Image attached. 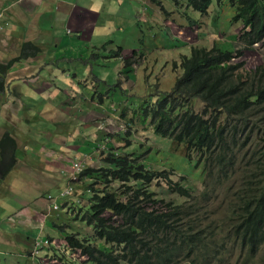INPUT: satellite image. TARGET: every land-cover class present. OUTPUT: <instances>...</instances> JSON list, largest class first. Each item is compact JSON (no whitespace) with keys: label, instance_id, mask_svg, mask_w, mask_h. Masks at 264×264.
<instances>
[{"label":"trees","instance_id":"1","mask_svg":"<svg viewBox=\"0 0 264 264\" xmlns=\"http://www.w3.org/2000/svg\"><path fill=\"white\" fill-rule=\"evenodd\" d=\"M151 2L171 20L179 16L167 9H177L187 34L190 28H198L204 37L218 33V19L224 18L225 23L229 18L230 30L224 35L236 40L231 50L193 48L189 56L173 64L172 90L155 96V103L146 99L136 108L140 121L151 125L153 136L184 144L189 157L197 153L205 161L203 187L195 189L184 178L174 182V174L148 167L139 155L122 153L120 148L105 150L98 155L100 166L86 167L79 174L73 193L79 197L72 203L73 220L90 233L59 227L61 248L50 247L52 238L47 236L45 241H35L34 261L50 248L53 264L64 260L65 264H225L232 258L240 264L264 262V145L260 146L264 141V63L247 68L245 56L255 47L264 49V0ZM229 9L231 13L225 12ZM154 27L156 32L159 27ZM4 31L3 27L0 36L6 35ZM12 42L17 56L0 64V89L15 64L43 54V48L33 42ZM113 54L120 60L106 55L109 63L90 55V63L98 67L96 77L101 72L117 76L123 70L120 61L126 60L125 67L134 63L122 56L121 48ZM132 120L126 134L143 146L148 137L136 127V118ZM116 136H109L114 139L111 148L120 143ZM16 148L12 135H3L0 157L5 154L11 160L3 162L0 178L13 168ZM216 172L218 176H213ZM239 172L242 176L235 181ZM154 183H164L168 193L156 197L151 191ZM171 193L179 197L168 200ZM219 198L228 212L215 221L212 203Z\"/></svg>","mask_w":264,"mask_h":264},{"label":"crops","instance_id":"2","mask_svg":"<svg viewBox=\"0 0 264 264\" xmlns=\"http://www.w3.org/2000/svg\"><path fill=\"white\" fill-rule=\"evenodd\" d=\"M149 1L151 0H0V10L7 4L11 5L5 12L6 16H3L9 22L10 28L4 31L6 35L0 45V64H7L17 56V46L13 40L33 42L43 48V54L35 59L30 58L15 64L5 79L4 86L8 83L9 90L6 94H1L3 98L0 104L3 106L5 102L6 106L4 115L0 114V141L3 135L9 133L16 140L18 148L16 162L9 174L0 178V186L11 189L8 191V198L11 202L13 199V203L17 202L20 212L10 215L19 225H14L17 230L14 238L8 237V231H2L0 222V257L7 258L5 263L0 264H21L18 261L25 258L27 263L22 264H32V261L34 264H53L48 252L50 248L40 252L38 260L34 261L28 247L34 241H45L47 237L52 238L50 247H59L57 241L62 235L59 227L73 232L79 231L77 229L80 228L73 229L78 222L73 220L71 212L72 203L79 197L75 193L68 200L60 199L69 183L71 167L78 160L84 161L85 168L94 165L100 151L113 149L111 146L114 139L105 137L111 143L109 147H105L102 138V146L97 145L95 149L94 143L98 137L101 139L100 133L108 132L103 126L99 128L103 119H94V122L87 120L86 124H82L81 120L77 122L75 115L80 112L81 119H84V104L89 105L88 100L94 105L104 104L106 85L111 86L116 77L120 78L121 75L120 71L114 77L101 72L96 77L98 72L95 70L98 67L95 69L96 65L88 60L94 53L110 63L109 59L106 60V55L110 53L111 57L114 56L113 53L118 48L122 49V56L129 59L130 55L141 48V37L144 42L148 37L152 39L156 25L147 21V16L141 19L143 13L154 16L153 10L147 6ZM56 2L61 7L58 8ZM139 20L149 27L140 26ZM41 22L44 24L37 27ZM149 23H153V26ZM34 28L36 32L32 33ZM147 29L154 33L146 34ZM129 39L135 40L128 42ZM7 43L12 45L6 46ZM62 46L70 49L60 51ZM58 53L63 55L60 60L54 58ZM78 53L79 60L71 58ZM133 57L135 56L132 55L131 59ZM112 60L120 59L112 57ZM69 65L75 73L69 71ZM12 75L16 76L10 78ZM42 77L48 79L44 80ZM101 81L104 84L96 89L97 83L101 84ZM66 82L73 87L69 88ZM19 83L32 93L19 91ZM98 92L102 95L95 97L94 94ZM111 105L108 104L111 113L106 115L118 116ZM47 109H50L51 114L44 118L42 114ZM95 116L104 117L94 110L93 117ZM72 123L76 124L74 130ZM118 123L120 127V120ZM25 126L28 129H24ZM120 134L122 130L118 128L114 135ZM119 144L123 145L121 142ZM24 152L28 154L24 155ZM10 160L4 154L0 157V167ZM50 176H55V180H50ZM49 196L54 197V200L49 201ZM53 202L60 206V210H53ZM56 213L60 214L56 216ZM3 215L7 216V213H1V219ZM63 218L67 220L66 224H63ZM80 225L84 227L82 223ZM90 231L86 229L81 234H89ZM36 232L40 235L33 241L31 234ZM23 234L28 236V241H24ZM54 241L57 242L56 245ZM58 247L57 250L61 248Z\"/></svg>","mask_w":264,"mask_h":264},{"label":"rangeland","instance_id":"3","mask_svg":"<svg viewBox=\"0 0 264 264\" xmlns=\"http://www.w3.org/2000/svg\"><path fill=\"white\" fill-rule=\"evenodd\" d=\"M150 3H147V6L153 10L154 16H150L147 13H143L141 16V19L147 16V21L153 22L154 25L157 27H161V29L157 28L155 33L160 32L159 35L154 34L152 36V39L150 37L147 38L146 42L145 40L141 37L140 40L143 42L141 45V48L138 49L135 48L138 51L135 52V57L132 58L134 63L132 65L126 66L125 67V61H120L121 66L123 70L121 71L120 78L117 76L116 81L120 80L118 83L114 84L115 88H110V90H107L105 88L104 91V96L106 97V100L104 104L100 105H94L92 101L88 100L89 105L84 104V109L85 112L84 114L86 115L84 119H81L82 113L78 112L76 116L77 122L81 120L80 122L82 124H86L87 120L90 122H94V119H103V124L99 126V128H104L105 131H108L107 133L101 132V139L98 137L95 145V149L97 148V145L102 146V138L103 139V144L105 147H109L111 145L110 141L105 140V137L108 136H113L116 139L115 134L116 130L120 128L122 130V134L118 135V137L126 138L128 137L125 131V128L127 129L129 126L128 124L132 127L133 120L132 118H136V122L139 124H135L136 127L140 128L143 131V134L145 137H148V139L145 141L146 144L141 146V144L134 143L133 147L131 148V151L134 150L136 153H139L140 155H145V161L152 166L154 170L157 171H162V170H167L170 172L174 173V181L177 182L179 178H185L187 184H190L193 188L195 189H202L203 187V179H204V165L200 163L199 160L197 159H192L188 157L185 154V151L182 149L183 146L180 147V145H177L170 141L169 139L166 138H161L157 136H153V131L151 128H148L149 122L146 124H143L140 121V116L138 113H136V108H138L146 99L147 100H152V103H155L157 101L155 96H158L162 92H168L171 91L172 88L174 87L176 77L175 74L173 73V64L175 62H181L182 56L187 55L189 56L191 53V50L193 48H201L206 45V47H218V48H228L231 50L232 48L235 47V39L234 38H228L224 33L228 32L230 30V21L229 18L226 19L225 23H222L224 21V18L218 19V33L207 35L206 37L200 36L198 33V28H190L192 35L189 36L186 32H184V25H181L182 22L180 20H183L182 16L177 9L169 10L167 9L166 12H173L176 14L178 17H176L174 20H171L169 17L165 16V13H163L161 10H159L157 7H154L152 5V2L149 1ZM57 3V2H56ZM10 4L5 5L1 10H0V22L4 26L5 24H9L8 21H5L3 19V16L6 12V10L10 7ZM57 7H61L60 4L57 3ZM227 13H231V10L225 11ZM220 16L219 14H217ZM6 16V14H5ZM146 20V19H144ZM44 22H41L37 27L43 25ZM140 26H146L149 27L146 23L144 22H138ZM152 26L153 24L150 23ZM151 26V27H152ZM90 28V27H89ZM170 28V29H169ZM215 27H212L214 29ZM85 30V28L83 29ZM0 31H3V29L0 27ZM232 31H234L232 29ZM231 31V32H232ZM36 32L35 28L33 29L32 33ZM153 31L151 30H146V34H150ZM237 32V30H236ZM83 35V40H84V34ZM58 37V36H56ZM69 37V36H68ZM162 39V42L160 40ZM4 40V35L0 36V45L3 43ZM72 40V39H71ZM113 40V39H112ZM135 39H129V41L134 42ZM11 43H7L6 46H11ZM87 46L85 45V48ZM62 50H69L70 47H61ZM231 48V49H230ZM137 53V54H136ZM79 54L73 55L75 60H79ZM108 56H111L109 53ZM246 56V67L247 68H253L259 64L264 63V49L262 47H255L253 50L247 51L245 53ZM130 58L132 55L129 56ZM55 59L63 58V55L57 54L54 56ZM53 58V59H54ZM126 59V58H125ZM92 58H89V61H92ZM131 60V59H130ZM131 60V61H132ZM68 69L70 72L75 73V70L72 68V66H68ZM16 75H12L10 78L15 77ZM51 76V74H50ZM52 77V76H51ZM55 77V76H53ZM9 78V79H10ZM43 78V77H42ZM47 77L43 78L46 80ZM58 78H61L58 75ZM48 79V78H47ZM117 84H121L120 87H123L122 91L120 90L119 86ZM22 83L18 84V90H23L24 93H32L31 90H28L26 87L21 86ZM66 85L69 88H72L73 86L69 83L66 82ZM9 84L6 83L4 87H2L0 90V100L3 98L1 94H6L7 90H9ZM108 88V87H107ZM16 92V90L14 91ZM109 93V96L107 94ZM100 94V93H97ZM97 97V95H94ZM17 97L19 95L17 94ZM110 97V98H109ZM113 101V104H112ZM2 101H0L1 103ZM109 105L113 107V111L115 110L114 113H116L118 116H113L109 115L107 116L106 114L111 113L109 111ZM103 105V106H101ZM145 105V104H144ZM5 102L3 103V106L0 104V114L3 113L4 115V108H5ZM97 111V113L103 114L104 117H99L95 116L93 117V111ZM51 114L50 109H47L42 116L44 118H48ZM106 116V117H105ZM120 116L121 119H120ZM120 120V127L118 121ZM264 124V122H263ZM81 125V124H80ZM128 126V127H127ZM146 126V127H144ZM76 127V124L72 123V129L74 130ZM21 128V127H20ZM81 127H79L80 129ZM19 129V127H18ZM22 129V128H21ZM24 129H28L27 126L24 127ZM72 130V131H73ZM70 135H72V132H70ZM138 137H141V135H138ZM150 137V140H149ZM112 138H110L111 140ZM132 142L133 140L129 138ZM121 144H123L122 140H120ZM144 142V143H145ZM30 145L32 142H29ZM133 143V142H132ZM256 146V142H254ZM126 145V148L131 146L130 144L126 143L123 145H115L113 149H122L123 146ZM264 145V141L260 142V146ZM27 152H24V155ZM101 153V151L99 152ZM99 153L97 154L96 158V163L94 164L93 167L100 166L101 165V160L100 157L98 156ZM28 154V153H27ZM196 155V153H195ZM143 157V156H142ZM142 157H140L142 159ZM80 166L84 165L83 161L78 162ZM238 176H242L241 173L239 172L236 175L235 181L237 180ZM50 180H55V176H50L48 177ZM2 181H0V184ZM164 185V183H162ZM163 185H159L157 183H154L151 187V191L155 193L156 197H160L162 193H168L166 189L163 190ZM218 190H221V187L216 186ZM9 189V190H8ZM3 188L0 186V214L1 213H7L6 215H3V219L0 218V222L2 223V231H8V237L14 238L17 235V230L15 229L16 225L19 226L17 223V220H12L10 218V215H13L14 213H19V205L15 201L13 203L11 200L8 198V191H10V188ZM163 190V191H162ZM176 193V192H174ZM171 193L168 196V200H174L179 197L178 194ZM232 193H235V190H232ZM221 201L222 198H219L218 201H214L212 203V208L214 210V214L211 217V219L217 221L216 219H219L220 217L224 216L225 213L228 212V209L224 206L221 207ZM87 203V201H86ZM11 209V210H8ZM10 211V212H9ZM60 213H56L55 215L58 216ZM66 217V216H64ZM59 218H62L59 217ZM64 219V218H63ZM67 220H63V224H66ZM13 225V226H12ZM15 225V227H14ZM76 228L80 232H84V227L80 225V223L75 224L74 230ZM83 228V229H82ZM25 231V230H23ZM48 232L51 230H47ZM88 231V230H87ZM22 234V231H19ZM44 234H46V230L44 231ZM40 233L36 232L34 234H31L34 238L39 237ZM24 236V241H28V236L23 234ZM59 238V236H57ZM41 241V240H40ZM43 241V240H42ZM57 242L54 241V245H56ZM36 242L34 241L28 249L31 251L35 250ZM58 247V245H57ZM13 248H8V250H12ZM61 253V252H60ZM264 255V251H263ZM6 257H0V262L5 263L6 262ZM76 259V258H74ZM77 259H79L77 257ZM13 260V258H12ZM22 263H27L26 258L21 259L20 261ZM67 261L64 260L62 262L58 261V264H65ZM31 264V263H30ZM32 264L33 261H32ZM82 264V262L80 263ZM181 264H185V262H182ZM231 264H240L236 260H233ZM257 264H264L263 261L259 260Z\"/></svg>","mask_w":264,"mask_h":264},{"label":"clouds","instance_id":"4","mask_svg":"<svg viewBox=\"0 0 264 264\" xmlns=\"http://www.w3.org/2000/svg\"><path fill=\"white\" fill-rule=\"evenodd\" d=\"M0 27H1L2 29H3V27H4V30H8V29L10 28V24L7 23V24H5L3 27H2V26H0ZM120 85H121V84H119V85H117V86H119V88H120ZM111 86L114 87L115 85H111ZM106 89H107V90H110V88H106ZM98 93H99V92H98ZM101 95H102V94H101ZM107 95L109 96V93H108ZM121 117H122V116H120V119H121ZM137 124H138V123H137ZM138 125H139V124H138ZM128 126H129V124H128ZM128 126H127V127H128ZM150 126H151V125H149L148 128H151ZM144 127H146V126H144ZM125 131L127 132V131H128V128H127V129L125 128ZM127 136H128V135H127ZM120 138H121V137H120ZM128 139H129V137H126V138H123V139L121 138L123 144H126V143H127L126 141H127ZM166 139H168V138H166ZM169 140L172 141L173 143L177 144V145H180V147L183 146L182 149L185 151V154L188 156V153H187V151H186V148H185V145H184V144L177 143V142H175L174 140H172L171 138H169ZM130 141H131V140H129L128 142H130ZM132 142H133V143H132ZM132 142H130V145H131V146H129L128 148H126V145H124L123 148L121 149V152H122V153H125V154H132V155H135V154H136V155H139V157H142V156H143L142 159H143V161L145 162L144 164H146L148 167H152L151 165H149V164L145 161V159H146V158H145V155H140L139 153H136L134 150L131 151V148L133 147V144L136 143L135 141H132ZM144 145H148V144H146V142H145ZM144 145H143V146H144ZM104 151H105V149H104L101 153L103 154ZM117 151H118V150H117ZM190 156H191L190 158H192V159H197V160H199L200 163L204 165V169H205V167H206V165H205V161H204V160H203V159H202L197 153H196V155H195V153H193V154L190 155ZM188 157H189V156H188ZM142 159H141V160H142ZM78 162H79V160L76 161V162H74L73 165H72V167H71V168H72V171H71V173H70V176H68V180H69V182H70V179H71L72 174L74 173L73 166H74L75 163H78ZM83 162H84V161H83ZM84 169H86V168H85V166L83 165V166H82V170H81V171L78 173V175H77V176H78V181H79V174H80L82 171H84ZM162 171H164V170H162ZM171 174H174V173L171 172ZM206 174H207V172L204 174V176H205ZM212 174H213V176H218L219 173L216 172V173H212ZM171 179L174 181V175L171 177ZM181 179H182V178H179V179L177 180V182L180 181ZM184 179H185V178H184ZM185 181H186V180H185ZM174 182H175V181H174ZM67 186H68V185H67ZM75 186H76V185H75ZM186 186H187V185H186ZM66 188H67V187H66ZM66 188H65V189H66ZM75 189H76V187H75ZM75 191H76V190H75ZM72 195H73V194H72ZM72 195H71V196H72ZM68 199H70V198H68ZM68 199H64V200H68ZM48 200H49V201L54 200V197L49 196V197H48ZM53 203H54V202H53ZM59 210H60V209H59ZM41 241H42V240H41ZM41 241H40V242H41ZM47 244H48V243H47ZM233 260H236V261H237V258H232V259H230V260H229L227 263H225V264H231V262H232Z\"/></svg>","mask_w":264,"mask_h":264},{"label":"built area","instance_id":"5","mask_svg":"<svg viewBox=\"0 0 264 264\" xmlns=\"http://www.w3.org/2000/svg\"><path fill=\"white\" fill-rule=\"evenodd\" d=\"M74 173L71 176L70 182L68 183L67 188L62 192L60 199H68L70 196L75 192V185L78 183V173L82 170V166H80L79 163H75L73 166ZM60 206L56 204V202L53 203V210H59ZM47 245V242H45ZM39 246V245H38Z\"/></svg>","mask_w":264,"mask_h":264}]
</instances>
